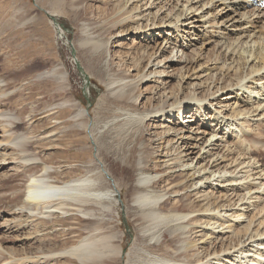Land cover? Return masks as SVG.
Returning <instances> with one entry per match:
<instances>
[{"label": "rangeland", "instance_id": "374dc122", "mask_svg": "<svg viewBox=\"0 0 264 264\" xmlns=\"http://www.w3.org/2000/svg\"><path fill=\"white\" fill-rule=\"evenodd\" d=\"M161 1L0 0V78L8 83V94L4 95L7 98L3 100L4 108L18 113L22 121L16 123L19 128L15 129L30 137L25 156L14 147L0 150V161L4 157L8 159L5 163L1 161L0 195L4 194L12 200L13 189L25 188L23 186L28 183L29 174L40 170L34 161L51 166L49 178L57 183L80 175H91L97 178L101 189L106 190L112 184L116 185L109 207L95 205L98 215L86 216L74 211L60 215L59 220L56 217H41L39 225L36 223L39 220L33 223L28 220L30 224L26 228H20L17 220L10 232L2 228L0 242L8 250L13 249L20 254L27 250L30 254L33 248L61 252L92 233L94 226L104 221L105 230L115 232L124 248L121 259L110 260L107 264H149V257L156 256L170 263L182 258L186 259L183 260L186 264H195L201 258L206 260L212 255L214 250L205 242L202 243L206 237L204 226L209 217L203 213L208 207L219 205L220 202L215 199L212 202L208 199V202L200 200L202 197L195 191L194 180L183 171H175L180 169L179 163L177 162L176 168L173 167L175 169L166 170L164 160L172 158L166 152L177 139V130L187 125L188 121L195 120L197 124L202 119L200 115L193 117L195 107L189 110L187 115L190 117L185 118L188 113L185 111L180 123L176 124L179 120L177 106L180 98L195 95L206 99L216 91L214 85L230 86L225 92L216 93L217 98L212 100V106L204 107L203 113L208 118L215 117L221 110L224 115H228L226 106L233 104L236 99L238 101V97L244 94L236 90L239 79L234 76V72L221 70L215 60L218 58L215 48L218 37L213 18L218 10L208 16L212 21L204 25L206 30L201 21L179 22L177 29L175 15L182 9L183 1L171 0L165 6L166 1ZM146 2L148 3L144 5ZM260 25L255 31H260L264 36V29ZM138 26L141 29L135 32L134 29ZM199 29L204 32L200 33ZM190 32L197 34L193 37L196 38L194 41L188 38L192 44L186 50L194 62L187 66L189 73L183 69L185 76L190 77L183 88L177 79H172L171 83L165 85V77L152 74L147 78L143 77L154 70L153 59H148L150 53L157 51L158 55L167 39L175 41L179 35ZM180 39L181 37L179 41ZM71 47L75 48V56ZM76 61L89 75L88 86L84 85ZM56 65L65 71V80L43 73ZM221 73L227 75L223 76ZM219 77L224 78L220 80ZM111 79L125 88V94L139 110L134 109L132 103L128 107L117 102L109 94ZM196 85L201 87L196 88ZM167 95L173 96L169 99L176 106L173 115L153 117L148 126H141L139 132L135 133L138 124L129 115L147 113L159 105L158 97ZM69 98L75 99V103H63ZM82 109L86 110L85 119L89 120L87 128L78 115ZM168 130L171 136L161 139L163 132ZM173 137L175 139L170 141ZM257 153L264 163V151ZM130 154L133 156L127 160L125 156ZM138 161L142 162L141 167L137 165ZM14 165L15 170L12 169ZM141 171L155 176L156 184L152 188L158 194L166 193L164 198L168 200L163 199L162 203L165 213L176 212L173 205L181 198L178 202L181 205L179 212H194L199 215L186 220L183 227L164 222L167 224L165 225L162 222L158 228L144 235L143 227L151 226L152 220L139 218L140 209L132 203V196L140 189L137 181ZM100 173L105 179L101 178ZM176 190H180V194L183 192L182 195L175 197L174 194L178 193ZM154 234L159 235V242L152 238ZM49 261L52 264H81L70 255H56L48 258V263ZM157 264L163 262L158 260Z\"/></svg>", "mask_w": 264, "mask_h": 264}, {"label": "bare ground", "instance_id": "6f19581e", "mask_svg": "<svg viewBox=\"0 0 264 264\" xmlns=\"http://www.w3.org/2000/svg\"><path fill=\"white\" fill-rule=\"evenodd\" d=\"M164 1V6L171 2V0ZM182 1V9L175 15L177 16L175 20L177 29H179V22L183 24L201 21L204 27L212 21L208 16L218 10L213 18V22L216 23L214 25H217L216 35L218 37L215 40L218 58L215 60L221 70L234 72V76L239 79L236 90L241 91L244 95L238 97V101L236 99L233 104L226 106L225 111L228 115H224V111L221 110L215 117L208 116V118L207 114L203 113L204 107L212 106V100L217 98L216 93H223L230 86L223 83L224 86L221 87L214 85L213 88H216V91L206 99L197 98L195 95L180 98L177 106L179 120L176 121V124L180 123L185 111H188L185 118L190 117L187 114L195 107L193 117L200 115L202 119L197 124L195 120L188 121L187 125H183L177 130V139L171 138L170 141L174 140V142L170 144V148L166 152L172 158L168 157L167 160H164L166 161L165 168L166 170L176 168L178 162L180 169H173L183 171L192 181L194 180L195 191L200 193L199 196L203 198L200 200L208 199L212 202L215 199L220 202L219 205L217 204L218 206H207V211L203 213L209 217H207L208 221L204 226L206 237L203 239L202 236V243L205 242L214 251L212 255L205 257L206 260L201 258V261L195 262V264H264V163L261 162L263 159L260 161L257 153L260 150L264 151V36L260 31H255L258 29V24H261L262 30L264 29V11L250 7L247 0ZM219 14L222 15L217 19ZM190 15L192 17H189ZM138 27L134 29L135 32L140 31L141 28ZM57 28L60 29L59 26ZM200 29L198 30L200 33L204 32ZM206 29L207 27H204V30ZM194 33L179 35L180 41L179 38L175 41L167 39L166 44L161 47V53L158 55L157 51L150 53L148 59H153L151 61L154 70L144 74L143 77L147 78L149 74L165 77V85L171 83L172 79H177L178 84L183 88L189 77L185 76L183 69L185 68V72H188L187 66L194 62L193 57L186 51L192 44L191 40H196L193 37H196L197 34ZM218 67L216 68L219 69ZM64 72L61 66L56 65L52 69L44 70L43 73L65 80ZM179 74L181 76L178 77ZM222 75L227 74L223 73ZM223 78L219 77L220 80ZM7 86L8 83L4 81V78H0V92H2L0 93V127H2L0 150L14 147L25 156L30 137L28 138L25 132L15 129L16 123L22 121L17 115L18 113L4 108L3 100L7 98L4 96L8 94ZM232 86L234 87V84ZM200 87L196 85V88ZM209 88L211 89L210 85ZM124 89L121 85L118 86L116 81L112 79L109 81V94L117 102L130 107L128 104L132 103L131 98L125 94ZM195 93L193 92V94ZM235 96L237 97V95ZM171 97L173 96L158 97L159 105L147 113L130 114L129 118L134 119L138 124L137 128L135 127L136 130L134 128L135 133L139 132L141 126H148L153 117H164L165 114L172 116L176 106L170 103ZM74 100L69 98L63 103L74 104ZM131 106L134 107V104L132 103ZM134 109L139 110L137 106ZM149 113L155 115L150 116ZM86 114L85 109L80 110L78 114L85 128L89 126V120L85 119ZM169 132V130L164 131V136L161 139L170 137ZM132 156L130 154L125 157L130 160ZM7 160L4 157L1 161L5 163ZM1 161L0 166L2 165ZM33 163L38 164L40 170L29 174L28 183L23 186L25 188L13 189L12 200L6 198L4 194L0 195V231L5 228L7 232H10L17 220H19L17 224L20 225V228H26L30 222L33 223L36 220H39L36 222L39 225L41 217L58 218L60 215L74 211L81 212L86 216H95L98 215L95 205H101L102 208L109 207L115 184H112L109 189H101L97 178L91 175H80L69 181L57 183L49 178L51 166L40 161ZM141 163L138 161L137 165L141 167ZM12 169H16L15 165L12 166ZM102 173L100 176L105 179V174L103 173V176ZM140 174L137 185L141 190L138 189L134 193L132 203L140 209L139 215L137 214L139 218L152 220L149 228L143 227L144 235L156 227L158 228L162 222L183 227L186 220H191L192 217L199 215L194 212H179L181 205L178 202L182 200L181 198L173 205L176 212L165 213L162 203L168 200L164 198L166 193L158 194L152 188L156 184L154 175L144 171H141ZM179 192L174 196L182 195L183 192L181 194ZM163 199L165 200L163 201ZM102 208L99 209L102 210ZM28 220H30L29 224ZM103 224H105L104 221L96 224L92 233L65 247L61 252L33 248L30 254L27 252L28 250L26 253L21 251L23 254H20L13 249L8 250L0 242V264H52L50 261L48 263V258L56 255H70L79 260L81 264H107L110 260L121 259L124 250L122 242L117 239L118 235L115 232L105 230ZM152 238L159 242V235L154 234ZM183 243L185 244V242ZM157 257H149L151 261L149 264H157L158 260H161L163 264H186L183 261L186 259L182 260V258H176L178 261L174 260L173 263H170Z\"/></svg>", "mask_w": 264, "mask_h": 264}, {"label": "water", "instance_id": "95a60500", "mask_svg": "<svg viewBox=\"0 0 264 264\" xmlns=\"http://www.w3.org/2000/svg\"><path fill=\"white\" fill-rule=\"evenodd\" d=\"M71 48H72L71 52L75 56V48L74 47H71ZM76 64H77L78 70L80 71L81 76L84 79V85L88 86V84L90 83L89 82V75L85 72V70L83 69V67L81 66V64L79 62L76 61Z\"/></svg>", "mask_w": 264, "mask_h": 264}]
</instances>
